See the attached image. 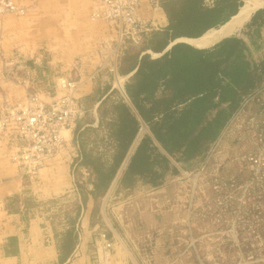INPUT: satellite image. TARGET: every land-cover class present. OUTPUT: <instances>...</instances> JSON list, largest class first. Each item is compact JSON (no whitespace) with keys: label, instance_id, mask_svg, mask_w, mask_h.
I'll return each instance as SVG.
<instances>
[{"label":"rangeland","instance_id":"1","mask_svg":"<svg viewBox=\"0 0 264 264\" xmlns=\"http://www.w3.org/2000/svg\"><path fill=\"white\" fill-rule=\"evenodd\" d=\"M15 1L26 5L22 0ZM205 1L209 5L215 2ZM29 2L27 6L33 11L39 0L34 4ZM29 13L9 15L23 19L31 16ZM91 19L99 21L92 18V13ZM153 30L144 36L140 45L149 39ZM243 34L241 28L233 35ZM255 39L252 57L260 63L264 60V42L259 46L260 37ZM0 54L6 78L4 81L0 72V107L7 99L15 101L24 97L27 87L54 90L56 79L67 75L61 73L50 80L53 77L47 70L46 75L50 77L44 76L38 86L36 68L19 48L8 57L3 51ZM94 84L95 91L82 98L85 113L77 123L72 140L64 146L62 156L48 167L56 169L57 165L68 164L75 176L77 193L61 194L42 206L37 205L34 195L26 196L23 204V208L28 205L34 208L32 212L49 218L61 251L71 253L80 243L81 232L88 242V250H96L99 259L98 235L105 232L122 257L118 264H264V79L244 95L208 149L196 157L173 162L178 169L175 174L169 173L159 185H153L148 176H129L123 180L126 185L121 186L123 189L112 191L110 187L97 200L91 192L100 175L95 163H111L118 124L112 120L113 103L108 101L100 106L103 91L114 86L113 79ZM120 85L118 82L115 91L125 95ZM144 131L147 128L141 127L137 137H142ZM80 142L92 167L77 161L82 158ZM75 163H78L76 167ZM18 172L21 175L22 171ZM121 175L118 172L112 184L117 181L120 186ZM39 180L40 176L30 181ZM4 197L7 210H16L15 197ZM84 198L86 202L90 199L93 202L83 210L82 204H87Z\"/></svg>","mask_w":264,"mask_h":264},{"label":"crops","instance_id":"2","mask_svg":"<svg viewBox=\"0 0 264 264\" xmlns=\"http://www.w3.org/2000/svg\"><path fill=\"white\" fill-rule=\"evenodd\" d=\"M22 1L24 4L30 5L29 1ZM240 1L242 3L236 14L245 2V0ZM95 2L96 0H39L36 7H34L35 10L32 11L33 8H29L31 16L28 18L18 19L9 14L0 15V53L3 51L8 57L14 49L19 48L29 64L36 68L38 81L35 83L38 86H40L41 79L45 78L44 76L50 77V75H46L47 70L51 72L53 77L50 80H54L61 73H70L76 58L82 57L87 62L84 63L81 70L83 81L86 82L79 88L78 95L83 98L92 94L96 86L89 80L88 75L101 63L97 43L114 36V31L108 23L91 19ZM256 13L257 11L242 26L244 32L242 36L233 34L224 36L217 43L202 48L187 41L179 40L188 36L175 37L173 35L172 30L169 28L168 14L162 7V0H142L140 15L144 19L153 21L155 29L144 44L129 45L124 50L119 66V72L122 76L120 91H124L126 95V85L129 84L130 88L134 92L140 93L141 97L145 95L151 97L147 102H141L145 104L147 109H150L153 108L152 104L156 100H167L166 98L173 94L170 88L173 83L177 84L178 81H182L183 89H187L190 84L188 80L190 69L202 62L204 59L201 57H205L207 51L209 52L224 39L232 36L242 37L249 44L251 50L254 51L256 47L247 33L255 28L253 17ZM236 14H233L228 21ZM219 28H211L208 31ZM2 66V58H0V72L4 79ZM170 81H172L171 85ZM112 88L118 90L115 85L109 87L103 98L112 92ZM118 93L122 95L119 91ZM205 93V91H201L198 96L202 97ZM186 97L187 99L185 98L184 103L179 107V111L183 115H185V104L196 98L194 95L189 96L188 93ZM126 102L141 120V127L147 128V131H144L145 134L142 137L136 138L125 162L119 169V174L121 175L127 168L133 153L142 140L141 138L147 134L152 137L154 144L158 145L174 162L175 159L167 154L155 138L150 124L140 116L131 99L127 98ZM218 102L219 97L215 95L206 111L207 119L205 122L210 120L211 117L214 118L218 112L219 107L216 104ZM198 103L202 106L205 101L200 98ZM174 108L175 106H171L170 110ZM158 120H160V116H156V113H154L153 121ZM55 168L43 169L40 172L38 182H31L30 180L28 182L27 179L21 178L20 173L10 162L6 151L0 147V175L6 179L1 185V191L6 197H18L17 204H15L16 210H10L2 214V221L0 222V264L101 263L97 259L96 250L92 252L88 250V242L81 232L78 246L71 253H63L55 231L49 223V218L32 212L34 208L28 205L23 208L26 196L34 195L37 205L42 206L41 204L47 203V200L61 194L77 193L75 176L69 165H57ZM58 169L60 171H55ZM115 188L123 189L117 181L111 185L110 190L113 191ZM91 202H93V199H90L86 205L82 204L83 210L86 209V206L90 208ZM82 229H84V226ZM118 253L116 246L112 250L106 251L107 262L118 264L121 261L119 259H122Z\"/></svg>","mask_w":264,"mask_h":264},{"label":"trees","instance_id":"3","mask_svg":"<svg viewBox=\"0 0 264 264\" xmlns=\"http://www.w3.org/2000/svg\"><path fill=\"white\" fill-rule=\"evenodd\" d=\"M241 3L240 0H215L213 5H209L205 0H162V6L170 20L169 28L175 37L202 36L209 29L217 28L227 22L233 14H236ZM253 18L255 28L247 34L253 44H256L255 38L260 37L259 46H261L264 42V9L259 10ZM253 52L242 37L232 36L224 39L209 52L207 51L205 57H201L204 59L202 62L190 69L188 79L190 84L187 89H183L182 81L173 83L170 87L173 94L166 98L167 100H156L152 104L153 108L150 109L141 102H147L151 97L147 95L141 97L140 93L134 92L129 84L126 85V95L117 94V91L113 90L103 98L109 88L106 87L102 94L103 99L100 98L102 99L100 106L108 101L113 103L112 120L118 124L115 133L116 151L111 163H95L100 175L95 188L91 190L93 199L97 200L109 191L141 130L142 122L126 102L127 98L131 99L140 116L150 124L155 138L176 162L196 157L217 139L227 120L240 106L244 95L256 88L264 79V60L260 63L254 60ZM170 82L171 85L172 81ZM201 91L206 92L202 97L198 96ZM187 93L196 98L185 104V115H183L179 107L184 103L185 98L187 99ZM215 95L219 97V102L216 103L219 110L214 118L211 117L205 122L206 111ZM200 98L205 101L202 106L198 103ZM171 106L175 108L170 110ZM154 113L160 116V120L153 121ZM80 146L82 158L81 160L78 158L77 161L92 167L88 163V153L82 142ZM106 167H109V170H106ZM177 171L176 164L147 134L137 146L127 168L122 172L119 183L120 186H126L123 180L129 176H148L153 185H159L169 173L175 174ZM159 178L161 180L157 181L156 179ZM100 186L103 187L102 191L99 189ZM15 199L18 201V197ZM84 203H87L85 198Z\"/></svg>","mask_w":264,"mask_h":264},{"label":"built area","instance_id":"4","mask_svg":"<svg viewBox=\"0 0 264 264\" xmlns=\"http://www.w3.org/2000/svg\"><path fill=\"white\" fill-rule=\"evenodd\" d=\"M36 3L38 0H29ZM142 0H96L92 18L104 21L113 29L114 36L97 43L101 63L88 75L90 80L103 84L113 79L121 84L119 66L128 45H140L155 28L153 21L140 15ZM29 6L19 5L15 0H0V14L27 15ZM84 61L77 57L69 74L56 79L54 90L25 89L24 97L7 99L0 107V147L21 177L30 180L39 177L43 169L50 167L64 151V146L73 138L78 121L85 113V106L78 90L83 84ZM68 132V133H66ZM79 148V146H77ZM78 156V155H77ZM79 157V156H78ZM78 163L74 164L76 167ZM4 179L0 176V222L6 208L1 191ZM98 258L103 264L106 251L112 250L114 241L107 233H99Z\"/></svg>","mask_w":264,"mask_h":264},{"label":"bare ground","instance_id":"5","mask_svg":"<svg viewBox=\"0 0 264 264\" xmlns=\"http://www.w3.org/2000/svg\"><path fill=\"white\" fill-rule=\"evenodd\" d=\"M264 7V0H245L239 12L219 29H213L199 38H180L197 47H209L224 36L232 35L239 31L247 23L251 16L260 8Z\"/></svg>","mask_w":264,"mask_h":264}]
</instances>
